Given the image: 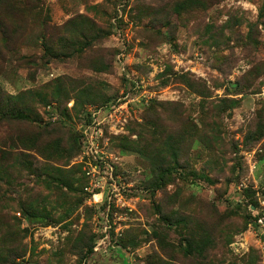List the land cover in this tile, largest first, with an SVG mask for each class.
Returning a JSON list of instances; mask_svg holds the SVG:
<instances>
[{
    "label": "rangeland",
    "instance_id": "rangeland-1",
    "mask_svg": "<svg viewBox=\"0 0 264 264\" xmlns=\"http://www.w3.org/2000/svg\"><path fill=\"white\" fill-rule=\"evenodd\" d=\"M0 26V264H264V0H0Z\"/></svg>",
    "mask_w": 264,
    "mask_h": 264
},
{
    "label": "trees",
    "instance_id": "trees-1",
    "mask_svg": "<svg viewBox=\"0 0 264 264\" xmlns=\"http://www.w3.org/2000/svg\"><path fill=\"white\" fill-rule=\"evenodd\" d=\"M1 27V26H0ZM233 86V85H232ZM1 112H4L2 109H0ZM17 111V110H16ZM16 111H11L13 113V115H19L23 118H28L27 114H23V113H16ZM24 162V161H23ZM22 162V164H23ZM30 165L33 163H29ZM39 171V170H38ZM37 172V171H36ZM44 172V171H43ZM42 172V173H43ZM44 174L48 175L47 172H45ZM38 175H40V173H38ZM21 208V212L23 213V217H26L27 219H29L31 222H39V223H47L49 220V213L44 212V211H40L36 208H34L33 206H27V205H23L20 207ZM189 246H191L189 244ZM3 251L0 249V258L3 257ZM5 259V258H4ZM2 260V259H0Z\"/></svg>",
    "mask_w": 264,
    "mask_h": 264
},
{
    "label": "bare ground",
    "instance_id": "bare-ground-1",
    "mask_svg": "<svg viewBox=\"0 0 264 264\" xmlns=\"http://www.w3.org/2000/svg\"><path fill=\"white\" fill-rule=\"evenodd\" d=\"M96 197V196H95Z\"/></svg>",
    "mask_w": 264,
    "mask_h": 264
},
{
    "label": "built area",
    "instance_id": "built-area-1",
    "mask_svg": "<svg viewBox=\"0 0 264 264\" xmlns=\"http://www.w3.org/2000/svg\"><path fill=\"white\" fill-rule=\"evenodd\" d=\"M96 196V195H95Z\"/></svg>",
    "mask_w": 264,
    "mask_h": 264
}]
</instances>
